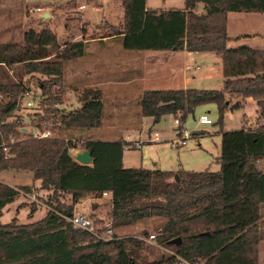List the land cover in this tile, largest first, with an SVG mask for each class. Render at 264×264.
<instances>
[{"label":"trees","instance_id":"obj_1","mask_svg":"<svg viewBox=\"0 0 264 264\" xmlns=\"http://www.w3.org/2000/svg\"><path fill=\"white\" fill-rule=\"evenodd\" d=\"M200 4L203 14L196 13ZM122 8L123 28L115 36L122 38L124 50L212 53L221 59L220 90L145 91L142 117L157 123L173 116L183 122L197 107L213 104L222 126L226 97L235 96L255 101L262 123L256 129L221 133L218 172L126 169L122 162L126 142L121 140L84 142L82 149L91 151L93 163L83 166L71 157L70 149L75 148L71 142L19 133L23 127L16 102L26 88L0 71V172H30L41 189L53 192L42 220L0 223V264H257V223L264 204V168H258L264 162V52L227 49L226 23L228 13L264 15V0H184L182 11L169 12L147 10L146 0H122ZM85 45L69 43L60 50L56 35L46 28L27 31L21 45L0 44V69L21 66L26 74L48 78L37 87L41 101L35 109V129L43 130L52 120V103L61 102L52 87L62 81L63 64L81 58ZM79 99V109L63 115L61 127H53V132L101 126L100 90H83ZM177 132L180 136V128ZM3 148H9L7 159ZM20 193L30 189L0 183V218ZM102 193L111 194L113 230L163 219L156 243L171 253L148 261L143 251L151 250L143 241L114 234L116 240L101 242L63 218L72 216L87 196L100 198ZM62 196L69 202L61 203ZM88 218L95 226L104 223L92 215ZM174 239L181 240L178 247L166 246Z\"/></svg>","mask_w":264,"mask_h":264},{"label":"rangeland","instance_id":"obj_2","mask_svg":"<svg viewBox=\"0 0 264 264\" xmlns=\"http://www.w3.org/2000/svg\"><path fill=\"white\" fill-rule=\"evenodd\" d=\"M146 9L158 12L182 11L184 0H146ZM44 14L48 17L45 20ZM250 16L233 13L229 20L232 27L242 33L244 28L250 29L249 27L259 24V21ZM123 20L122 0H0V44L21 45L27 31L38 32L43 28L56 35L60 50L64 48V44L86 43L84 55L65 62L62 81L52 87V91H59L61 100L59 104L52 103L51 108L55 112L49 122L53 124L60 123L63 115L79 109V98L83 90L94 89L102 93L103 108L99 128L54 130V136L71 142L76 152L82 151L83 143L89 140H121L127 143L122 159L126 169H158L173 173L218 172L221 133L251 130L259 118L255 101L252 103V110L256 109L254 114L246 103V99L251 98L227 96V111L222 126L218 123V110L213 104L197 107L183 122L179 119L180 124L175 123L176 118L173 116L162 117L157 123L152 118L142 117L143 92L169 90L171 87H179L181 81L178 80L179 84L172 86L167 83L168 80H162L164 76L158 70L155 71L154 66L149 68L143 65L144 56H150L154 52L123 49L122 38L115 36L122 30ZM233 34L235 33L231 32ZM259 43L261 42L256 40L253 46L259 47ZM244 47L241 45V48ZM259 49L264 52V45ZM216 63H219L218 58L211 53L190 56L187 76L195 79L188 82V89L220 90L222 71L220 66L216 71ZM121 68H127V73H122ZM0 71L11 82L20 83L24 88L32 90L37 98V87L48 80L40 74H26L21 66L8 69L1 67ZM206 76L209 79L207 81L204 78ZM38 102L35 101L34 106L29 109L19 107L21 117L18 121L22 127L32 128L38 122L35 115ZM244 106L246 107L243 108ZM200 116H207L212 124H198ZM178 128L181 133L188 134L186 146L182 148L171 145L172 141L179 139L176 131ZM155 137L158 140H154ZM138 146L140 148L137 149ZM75 153H70L71 157ZM259 166L258 163V168ZM0 183L15 186L14 189H30V193H20V197L5 208L0 223L7 224L12 219H16L17 224L21 225L35 223L42 220L50 210L53 192L41 189L40 184L33 181L30 172L1 171ZM62 197L61 203L69 202V197ZM110 210L109 199L87 196L74 207L73 213L86 217L92 215L104 223H109ZM163 224V219L149 218L113 231L120 239H147L149 235H154V241L144 242L151 253L143 251V256L148 261H153L162 254L171 253L156 243L157 232Z\"/></svg>","mask_w":264,"mask_h":264},{"label":"crops","instance_id":"obj_3","mask_svg":"<svg viewBox=\"0 0 264 264\" xmlns=\"http://www.w3.org/2000/svg\"><path fill=\"white\" fill-rule=\"evenodd\" d=\"M196 13L198 14L204 13L203 5L200 4L197 6ZM231 14L233 13L227 14L226 30H227V36L229 38V41L227 43V49L237 50L241 48V45H243L245 46L244 48H247L252 51H262V49H259V48L260 47L263 48V45H264L262 44L264 43V15L247 14V15H251L250 17H252L253 19H256V21H259V24H257L254 27H249L250 29L244 28L241 33L235 30L234 27H232V24L229 20ZM231 32L235 34L231 35ZM256 40H259L261 42L259 43V47L253 46L254 41ZM150 52H154V53L150 54V56L148 54H146L147 56H144L145 59L143 61V65L149 68H151L150 66H154L155 71L158 70L159 73L162 76H164L162 80H168L167 83L171 84L172 86L179 84L178 80L181 81V85H179V87H171V89L169 90L188 89V85H189L188 82L190 80L194 81L195 79V78L190 79L187 76V71L189 68L187 66V62L189 60V57L192 55L198 56L200 54H204V53H187L186 51H182V52L150 51ZM217 58H218L219 63H216V67H217L216 71H218L219 66L222 71L221 59L219 57ZM114 64H117V63H114ZM195 69L199 70V67L195 66ZM127 70H128L127 68H121L122 73H127ZM204 78L205 79L207 78L206 81L209 80L208 76ZM222 82H223V78H222ZM246 100H247L246 103L249 104L252 110V105H253L252 103H254L253 100L252 99H246ZM248 101H251V102H248ZM245 107L246 106H244L243 108ZM240 110L243 111V109H240ZM240 110H235V111L241 112ZM252 112H254L255 114L256 109L254 111L252 110ZM258 125H260V123L258 120H256L255 126L251 127V129L258 128L259 127ZM103 142H114V140L113 141H103ZM259 165H260L259 170L263 171L264 162L260 161ZM36 182L40 184L39 181H36ZM6 185L9 187H12L8 184ZM12 188H15V186ZM257 226H258L257 264H264V204L260 205L259 207V220H258Z\"/></svg>","mask_w":264,"mask_h":264},{"label":"built area","instance_id":"obj_4","mask_svg":"<svg viewBox=\"0 0 264 264\" xmlns=\"http://www.w3.org/2000/svg\"><path fill=\"white\" fill-rule=\"evenodd\" d=\"M35 101H41L40 98H37L35 96V93L30 90L26 89L24 90L17 98L16 107L19 108L20 106L25 107L26 109H29L34 106ZM179 116V115H177ZM11 121H8V123H11ZM16 122V120H15ZM176 124H180L179 118L177 117L175 119ZM198 124L200 125H211L212 122L207 118V116H200L198 118ZM60 126V123H48L46 127L43 130H37L35 127L29 128L30 129V136L36 139H49L54 137L53 127ZM33 129V131H32ZM179 131V128L176 130ZM20 133V132H19ZM22 134V133H21ZM179 134V133H178ZM154 140H158L157 137H155ZM188 140V134L187 133H181L180 130V136L179 139L172 141L171 145L175 148H182L186 146V141ZM14 142V140H11V144ZM127 144V143H126ZM140 148L139 146L137 149ZM3 151L5 152V159L9 157V148H3ZM75 149H70V153H75ZM100 198H107L111 199L110 193H102ZM75 230L77 231H84L88 234H91L93 237H95L97 240L101 242H109L116 240L114 238V231L109 223H102L99 226H95L94 223L85 215H77L74 214L70 217H63ZM139 240L143 242L151 243L155 240L154 235H149L147 239L140 238Z\"/></svg>","mask_w":264,"mask_h":264},{"label":"water","instance_id":"obj_5","mask_svg":"<svg viewBox=\"0 0 264 264\" xmlns=\"http://www.w3.org/2000/svg\"><path fill=\"white\" fill-rule=\"evenodd\" d=\"M47 18H48L47 15L44 14L43 15V19L45 20ZM19 132L22 133V134L29 135L30 134V129L26 128V127H23V128L19 129ZM73 159L77 163H79L80 165H83V166H91L92 163H93V158L91 157V151L90 150H83V151L76 152L74 154V156H73ZM175 180H176V182L178 181L177 176H175ZM180 243H181L180 239H174V240H171V241L167 242L166 246L178 247L180 245Z\"/></svg>","mask_w":264,"mask_h":264}]
</instances>
